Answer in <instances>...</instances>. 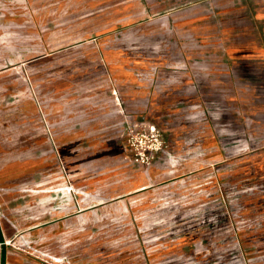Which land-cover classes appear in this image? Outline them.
Here are the masks:
<instances>
[{
    "label": "rangeland",
    "instance_id": "rangeland-1",
    "mask_svg": "<svg viewBox=\"0 0 264 264\" xmlns=\"http://www.w3.org/2000/svg\"><path fill=\"white\" fill-rule=\"evenodd\" d=\"M216 1L0 0L1 120L18 113L13 94L22 92L35 104L43 131L54 128L57 140L53 154L30 155L18 148L13 158L0 160V215L8 219L0 218L6 233L0 248H5L7 264H48L35 256L34 248L36 243L53 253V235L24 234L33 232L36 219L53 217V185L61 182L71 189L75 208L81 184L90 192L85 205L96 203L97 193L102 197L98 209H88L100 216L105 229V235L83 239L89 244V264H239L241 242L226 233L230 207L224 190L228 167L237 160L226 159L224 152L231 145L252 153L264 149V47H223L227 42L237 45L240 36L260 40L261 33L250 31L248 23L243 35L241 25L223 32L211 16ZM226 6L238 7L232 0ZM199 11L202 23L195 16ZM246 14L238 9L223 20L232 21L235 15L247 20ZM153 61L159 70L158 90L163 89L159 103L182 97L180 79L189 72L164 63L185 61L201 69L195 71L196 91L214 106L216 143L209 140V119L200 123L207 131L200 132L198 123L184 120L182 112L169 111L165 104L127 107L112 115L90 107L83 113L84 96L98 99L100 91L113 85L130 93L132 74ZM151 124L158 131L156 142L147 131ZM67 137L75 144H64ZM215 144L221 167L216 176L209 159ZM186 152L204 155L181 159ZM131 172L138 174L136 192L131 191ZM215 184L221 187L217 199ZM213 213L216 223L210 220ZM196 222L197 239H181L169 249H158L157 235H146L161 228L176 235L181 232L177 228L185 231ZM178 245L179 253L174 250Z\"/></svg>",
    "mask_w": 264,
    "mask_h": 264
},
{
    "label": "crops",
    "instance_id": "crops-1",
    "mask_svg": "<svg viewBox=\"0 0 264 264\" xmlns=\"http://www.w3.org/2000/svg\"><path fill=\"white\" fill-rule=\"evenodd\" d=\"M234 5L238 7L230 8L226 5L230 0L222 2L217 0L213 7L211 8V16H215L216 23L222 25L223 32H229L231 29L237 30L238 25L240 28L239 33L243 35L246 32L245 25L248 23L250 25V31L256 29L257 32L261 33L260 40H245L244 36L241 37V42L234 45L227 42L223 47H264V0H232ZM246 10L248 11L247 17L248 22L244 17L240 20L229 19L223 20L224 16L228 12L235 13L236 10ZM195 16H199L197 21L202 23V13L201 11L195 12ZM222 17V18H221ZM196 22V21H195ZM232 25L234 27H230ZM214 22V25H217ZM240 23V24H239ZM210 25H213V21L210 20ZM254 26V28H253ZM212 30V28H211ZM166 67L170 68H181L186 69L187 72L186 79H180L182 87L179 89V94L182 97L175 101H161L159 103L158 96L163 92V89L158 90L159 84H157V78L159 74L157 63L148 62L146 68H139L132 74L133 78L131 81L130 93L124 94V92L116 85L109 86L108 89L100 91L97 96L100 98H95L93 95H86L82 98L83 113L84 108L98 107L102 109L107 115L120 114L127 107L132 109H138L144 106V108H156L157 106L163 107V105H169V111H177L178 113H183V119L186 121H195L201 127L200 132H206L207 129L203 128L200 123H203L209 119V140L210 142L216 143L217 140V130L216 125H213V118H217V114L214 113V106L207 105L206 101H203L201 93L196 91L197 88V73L195 71L201 70L193 63L188 65L185 61L182 63H164ZM125 72V71H124ZM124 72H120L118 75H125ZM202 73V72H201ZM200 73V74H201ZM168 80H174L168 79ZM21 93L13 94L14 102L13 109L18 112L16 115L8 117V120H1L0 117V160H8L13 158L17 149L25 154L36 155L48 153L53 154L52 145L57 144L56 133L53 128V132L50 128L47 131H43V126L38 119L37 108L33 101L21 97ZM73 100V99H71ZM141 101H144L142 103ZM1 104V103H0ZM1 110V105H0ZM74 111L70 109L68 112ZM212 112L214 114H212ZM40 117V116H39ZM75 118L72 113L69 115V119ZM74 125V122L71 126ZM214 130V131H213ZM69 129L66 130L68 133ZM44 132V134L42 133ZM66 133V134H67ZM71 136H73L71 134ZM204 135H202L203 137ZM74 137V136H73ZM18 142L20 144H18ZM64 144H75V140L72 138H66L63 141ZM48 145L47 148L42 149L44 146ZM42 149V150H41ZM76 149V148H71ZM200 149V148H199ZM216 144L211 146L210 160H214L213 163V174L216 176L221 167H218L219 155ZM241 148L236 147V145H231L226 148L225 158H231L237 161H233L230 164L227 176L229 177V182L224 186L226 191L227 202L229 203L230 210H227V227L226 233L230 235L231 238L239 239L241 242V254L242 260L239 259V264H264V149L258 153H252L250 151H240ZM167 154L161 155L162 160H167ZM203 152H193L191 156L189 153H181V159H186L188 156L193 158H202ZM202 155V157H201ZM10 164V163H9ZM132 173V172H131ZM133 174V175H132ZM131 178V191H138L137 188H133V181L138 179L137 173H132ZM61 175V174H60ZM62 176V175H61ZM62 183V182H61ZM55 184L53 185V217L50 220H40L36 219L34 222L35 227L32 231H27L24 235H53V243H57L56 247L53 246V253H51L47 248L40 247L36 244L37 248H34V254L43 263L45 259L54 261L55 263L61 264L67 261L68 264H89V244L83 243V239L88 235H105V229L100 225V216L96 217L89 212V208L98 209L101 205V196L97 193V202L92 205H85V200H87L90 195L86 184H81L76 187V193H78L77 201L79 208H75V203L72 201L69 186L67 184ZM71 188L74 185L71 183ZM4 188V187H2ZM215 192V199L218 197V191H221V187L215 184L213 187ZM6 191L14 190L13 188H4ZM102 191L100 188L97 192ZM64 196V201H59L61 195ZM70 196V197H69ZM69 207H74L75 211L72 213L66 212ZM97 207V208H95ZM216 215H211V222L216 223ZM0 218H6L4 213H1ZM139 220L138 217H135ZM1 222V221H0ZM138 223V221H137ZM199 222L193 225L192 228L187 227L181 229L177 228L181 232L176 235H170L169 232L161 228V232L149 231L146 235H157L156 239H159L156 246L158 249L165 250L169 249L172 245H177L181 242V239L186 240H196L199 233L198 228ZM216 225V224H215ZM14 227V226H13ZM16 228V227H14ZM137 233H140L139 225L137 226ZM1 234L6 235L3 227L0 225ZM152 229V227H151ZM216 230V229H215ZM183 231V232H182ZM32 232V233H31ZM237 244V243H236ZM3 245V244H2ZM183 243L182 246H184ZM194 247L197 246V242L194 241ZM234 245V242H233ZM240 247V245H239ZM181 245H178L174 250L178 253L182 250ZM5 253V248L2 246ZM56 252V253H55ZM60 252L61 254H57ZM66 252V254H62ZM74 258L71 261L69 254ZM7 253H5V264H7ZM10 261V260H9Z\"/></svg>",
    "mask_w": 264,
    "mask_h": 264
},
{
    "label": "built area",
    "instance_id": "built-area-1",
    "mask_svg": "<svg viewBox=\"0 0 264 264\" xmlns=\"http://www.w3.org/2000/svg\"><path fill=\"white\" fill-rule=\"evenodd\" d=\"M147 131L151 135V137L153 138V140H152L153 142L158 141V139H157V137H158V131H157L156 126L154 124L149 125L148 128H147ZM158 148L159 147H157L156 149H158ZM140 152H141L140 155H141L142 159H144V155H146L144 153V150H140ZM45 262L48 263V264H58V263H55L54 261H49L48 259H45ZM61 264H68V262L67 261H64Z\"/></svg>",
    "mask_w": 264,
    "mask_h": 264
},
{
    "label": "water",
    "instance_id": "water-1",
    "mask_svg": "<svg viewBox=\"0 0 264 264\" xmlns=\"http://www.w3.org/2000/svg\"><path fill=\"white\" fill-rule=\"evenodd\" d=\"M2 239H3V235L1 234V229H0V243L4 244ZM0 264H5V253L3 252V249L1 250L0 253Z\"/></svg>",
    "mask_w": 264,
    "mask_h": 264
}]
</instances>
